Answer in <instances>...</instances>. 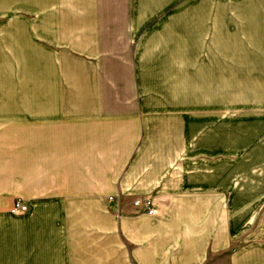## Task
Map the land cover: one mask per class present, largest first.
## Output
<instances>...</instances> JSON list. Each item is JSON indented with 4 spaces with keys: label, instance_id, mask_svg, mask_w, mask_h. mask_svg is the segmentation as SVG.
Here are the masks:
<instances>
[{
    "label": "crops",
    "instance_id": "1",
    "mask_svg": "<svg viewBox=\"0 0 264 264\" xmlns=\"http://www.w3.org/2000/svg\"><path fill=\"white\" fill-rule=\"evenodd\" d=\"M257 52L264 0H0V264H264Z\"/></svg>",
    "mask_w": 264,
    "mask_h": 264
},
{
    "label": "rangeland",
    "instance_id": "2",
    "mask_svg": "<svg viewBox=\"0 0 264 264\" xmlns=\"http://www.w3.org/2000/svg\"><path fill=\"white\" fill-rule=\"evenodd\" d=\"M256 64L257 81L235 85L225 99V139L239 142L246 151L251 148L245 145L264 140V52L256 53Z\"/></svg>",
    "mask_w": 264,
    "mask_h": 264
},
{
    "label": "built area",
    "instance_id": "3",
    "mask_svg": "<svg viewBox=\"0 0 264 264\" xmlns=\"http://www.w3.org/2000/svg\"><path fill=\"white\" fill-rule=\"evenodd\" d=\"M110 201L114 200L113 197L109 198ZM135 206H143L148 214L152 215L154 213L153 210V201L151 198H146L143 200H136L135 201ZM26 206L22 202H17L15 203L12 212L13 213H19V212H25Z\"/></svg>",
    "mask_w": 264,
    "mask_h": 264
}]
</instances>
